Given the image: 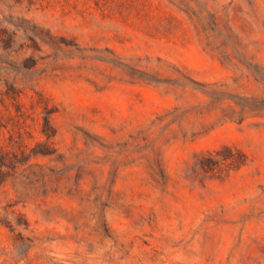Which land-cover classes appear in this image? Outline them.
Returning a JSON list of instances; mask_svg holds the SVG:
<instances>
[{
  "label": "rangeland",
  "instance_id": "rangeland-1",
  "mask_svg": "<svg viewBox=\"0 0 264 264\" xmlns=\"http://www.w3.org/2000/svg\"><path fill=\"white\" fill-rule=\"evenodd\" d=\"M0 264H264V0H0Z\"/></svg>",
  "mask_w": 264,
  "mask_h": 264
}]
</instances>
